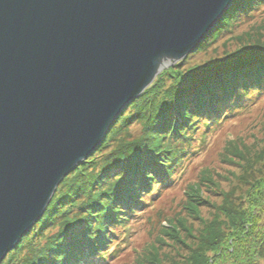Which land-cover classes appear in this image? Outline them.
<instances>
[{
	"label": "water",
	"instance_id": "obj_1",
	"mask_svg": "<svg viewBox=\"0 0 264 264\" xmlns=\"http://www.w3.org/2000/svg\"><path fill=\"white\" fill-rule=\"evenodd\" d=\"M232 1L0 0V262Z\"/></svg>",
	"mask_w": 264,
	"mask_h": 264
},
{
	"label": "trees",
	"instance_id": "obj_2",
	"mask_svg": "<svg viewBox=\"0 0 264 264\" xmlns=\"http://www.w3.org/2000/svg\"><path fill=\"white\" fill-rule=\"evenodd\" d=\"M261 1L234 0L189 56L162 70L124 108L99 147L61 181L41 218L0 264H111L118 257L148 201L179 178L180 166L205 150L207 138L227 117L264 90V44L257 36L242 39L232 53L215 52L199 66L190 60ZM132 123L142 134L128 140ZM253 189L255 211L264 207V181ZM233 211L223 214L231 228L223 234L216 229L208 246L213 253L225 245L226 256L234 246L240 261L243 253L250 254L239 247L242 224L254 214ZM208 258L199 255L191 264H208Z\"/></svg>",
	"mask_w": 264,
	"mask_h": 264
},
{
	"label": "rangeland",
	"instance_id": "obj_3",
	"mask_svg": "<svg viewBox=\"0 0 264 264\" xmlns=\"http://www.w3.org/2000/svg\"><path fill=\"white\" fill-rule=\"evenodd\" d=\"M261 2L241 20H235L230 31L223 32L205 51L190 57L191 66L212 59L215 52H234L249 36H257L264 44V0ZM126 133L116 140L141 137V127L132 123ZM207 141L204 151L191 155L180 166L179 178L142 208L131 237L125 246L122 243V251L111 264H191L202 254L209 257L208 264H264V207L254 211L251 206L253 187L264 181V90L238 114L227 117ZM233 209L254 214L242 224L244 235L239 247L250 254L243 253L240 261L234 246L228 257L225 245L214 247L213 253L208 246L216 229L223 234L231 228L223 214ZM51 232L49 229L47 233ZM252 244L257 247L253 249Z\"/></svg>",
	"mask_w": 264,
	"mask_h": 264
}]
</instances>
